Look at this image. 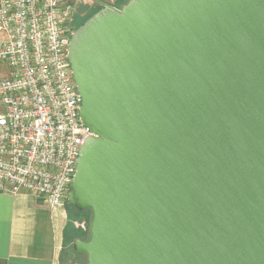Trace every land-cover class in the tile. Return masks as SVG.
<instances>
[{"label": "water", "instance_id": "95a60500", "mask_svg": "<svg viewBox=\"0 0 264 264\" xmlns=\"http://www.w3.org/2000/svg\"><path fill=\"white\" fill-rule=\"evenodd\" d=\"M68 58L94 136L75 264H264V0H129Z\"/></svg>", "mask_w": 264, "mask_h": 264}, {"label": "built area", "instance_id": "2783aa9c", "mask_svg": "<svg viewBox=\"0 0 264 264\" xmlns=\"http://www.w3.org/2000/svg\"><path fill=\"white\" fill-rule=\"evenodd\" d=\"M78 4L0 0V194L43 197L52 210L68 202L94 136L68 58Z\"/></svg>", "mask_w": 264, "mask_h": 264}, {"label": "crops", "instance_id": "0c3cea01", "mask_svg": "<svg viewBox=\"0 0 264 264\" xmlns=\"http://www.w3.org/2000/svg\"><path fill=\"white\" fill-rule=\"evenodd\" d=\"M68 220L43 197L0 194V264H60Z\"/></svg>", "mask_w": 264, "mask_h": 264}, {"label": "rangeland", "instance_id": "374dc122", "mask_svg": "<svg viewBox=\"0 0 264 264\" xmlns=\"http://www.w3.org/2000/svg\"><path fill=\"white\" fill-rule=\"evenodd\" d=\"M72 4L75 6L77 4V2L79 3L77 5V9L79 8L80 10V16H76L75 20L73 21L74 24L78 27L80 24L83 23L84 19L86 17H90L91 15L95 14L96 12H98V10L100 8H96L93 3L92 0H89V2H85L83 0H71ZM105 2H111L114 5H117L118 7H122L125 4L124 0H102ZM129 1V0H126ZM86 13V14H85ZM85 23V22H84ZM69 202H67L65 204L64 209L67 210L68 213V218L71 224V232L76 230V229H81L83 231H87V226H88V222L86 217L84 216L85 213L82 212V214L80 212H77L72 206L68 205ZM86 238V237H84ZM81 237V239H84ZM74 242V236H69V238L67 239V242L65 243V234H64V239H63V248L66 246H70L73 245ZM75 247V245H74ZM63 248L61 250V253L63 251ZM68 249H65V251H67ZM72 250V248H71ZM70 250V251H71ZM70 253V252H69ZM61 255V254H60ZM81 258H84L83 256H78L77 254H72V256H69L68 254L65 256V263L67 264H72L75 262V260L77 259L76 263H81ZM80 259V260H79Z\"/></svg>", "mask_w": 264, "mask_h": 264}, {"label": "trees", "instance_id": "16d2710c", "mask_svg": "<svg viewBox=\"0 0 264 264\" xmlns=\"http://www.w3.org/2000/svg\"><path fill=\"white\" fill-rule=\"evenodd\" d=\"M125 3H127L128 1L124 0ZM99 11V10H98ZM94 15V14H93ZM93 15H91L90 17H86L83 21L82 24H80L78 27H80L81 25L84 24V22H86L89 18H91ZM68 205L72 206L70 203H68ZM73 207V206H72ZM77 212H80L82 214H84V216L86 217L87 219V222H88V228H87V231H83L81 229H76L74 231L71 232V224H70V221L68 220V223H67V226L65 228V231H64V234H65V243L67 242V239L69 238V236H74V242H73V245H70V246H66V248L64 247L63 248V251L60 255V264H67L65 263V256L68 254L69 256H72V254H77L78 256H81L82 254H79L74 245H75V240L79 239V238H84V237H87L88 238V235H89V227H90V224H91V221H92V214L89 210H79L75 207H73ZM69 217V216H68ZM72 248V250H71ZM65 249H68L67 251H65ZM71 250V251H70ZM70 252V253H69ZM77 262V259L75 260L74 263L72 264H75Z\"/></svg>", "mask_w": 264, "mask_h": 264}, {"label": "flooded vegetation", "instance_id": "af4514ba", "mask_svg": "<svg viewBox=\"0 0 264 264\" xmlns=\"http://www.w3.org/2000/svg\"><path fill=\"white\" fill-rule=\"evenodd\" d=\"M92 3H93V5L96 7V8H102V5L100 4V3H98V2H94V1H92ZM99 9V10H100ZM86 14V13H85ZM81 14H80V10H79V8L76 10V16H80ZM88 238L86 237V238H84L83 240H87ZM84 257V258H81V263H85L86 262V255H84V254H82L81 255V257ZM80 260V259H79Z\"/></svg>", "mask_w": 264, "mask_h": 264}]
</instances>
